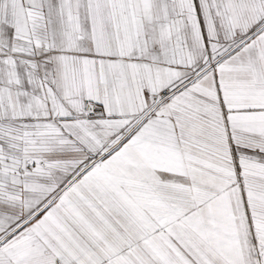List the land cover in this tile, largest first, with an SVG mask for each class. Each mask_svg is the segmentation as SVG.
Instances as JSON below:
<instances>
[{
  "label": "snow or ice",
  "instance_id": "1",
  "mask_svg": "<svg viewBox=\"0 0 264 264\" xmlns=\"http://www.w3.org/2000/svg\"><path fill=\"white\" fill-rule=\"evenodd\" d=\"M0 264H264V0H0Z\"/></svg>",
  "mask_w": 264,
  "mask_h": 264
}]
</instances>
